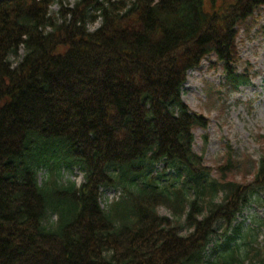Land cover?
I'll return each mask as SVG.
<instances>
[{
	"label": "trees",
	"instance_id": "obj_1",
	"mask_svg": "<svg viewBox=\"0 0 264 264\" xmlns=\"http://www.w3.org/2000/svg\"><path fill=\"white\" fill-rule=\"evenodd\" d=\"M56 1L0 0V264H264L238 222L264 205V151L252 182L230 145L215 173L194 150L210 121L183 99L212 57L230 91L251 82L237 37L264 0H80L58 17Z\"/></svg>",
	"mask_w": 264,
	"mask_h": 264
},
{
	"label": "rangeland",
	"instance_id": "obj_2",
	"mask_svg": "<svg viewBox=\"0 0 264 264\" xmlns=\"http://www.w3.org/2000/svg\"><path fill=\"white\" fill-rule=\"evenodd\" d=\"M78 1L80 0H57L51 6V13L58 17L61 10L66 7L74 8ZM255 15L254 23L240 27L237 37L241 59L239 68L241 70L249 68L251 82L237 92L230 91L223 85L222 64L211 66V61L216 62V58L212 57L203 60L199 68L189 71L183 90V99L189 107L204 114L210 121L207 129L201 127L195 129L194 150L204 155L206 164L216 173L217 167L225 162V157L230 153L229 148L227 149L230 145L238 162L233 177L243 183L253 181L256 163L264 151V7L256 11ZM101 23L102 19L98 18L90 22L89 29L94 31ZM24 54V49H21L19 57L11 58L14 66L22 60ZM69 180L80 186L85 180L83 171L79 168L72 170L70 168V171L64 172L62 176L63 182ZM120 195L119 190L103 189L100 200L102 207L106 208ZM259 196L264 200L263 194ZM159 212L161 215L173 217L166 207H160ZM55 219L56 216L53 215L52 220ZM238 222L242 226V234H248L249 245L263 250V203L258 199L252 201L243 209ZM213 239L207 252L210 259L214 258L213 247L223 241L221 227L217 228ZM239 244L244 253L247 249L245 242ZM247 264L252 263L249 261Z\"/></svg>",
	"mask_w": 264,
	"mask_h": 264
}]
</instances>
